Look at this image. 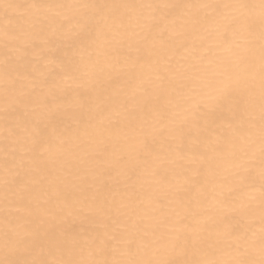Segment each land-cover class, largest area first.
Here are the masks:
<instances>
[{"label": "bare ground", "instance_id": "bare-ground-1", "mask_svg": "<svg viewBox=\"0 0 264 264\" xmlns=\"http://www.w3.org/2000/svg\"><path fill=\"white\" fill-rule=\"evenodd\" d=\"M0 264H264V0H0Z\"/></svg>", "mask_w": 264, "mask_h": 264}]
</instances>
